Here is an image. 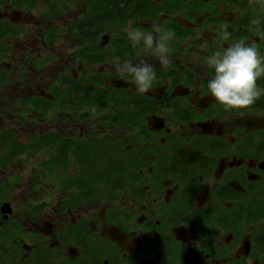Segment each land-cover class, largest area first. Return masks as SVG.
<instances>
[{
    "label": "flooded vegetation",
    "instance_id": "1",
    "mask_svg": "<svg viewBox=\"0 0 264 264\" xmlns=\"http://www.w3.org/2000/svg\"><path fill=\"white\" fill-rule=\"evenodd\" d=\"M260 5L0 0V264H264V96L226 110L206 66L240 38L264 56ZM154 23L167 66L124 31Z\"/></svg>",
    "mask_w": 264,
    "mask_h": 264
},
{
    "label": "clouds",
    "instance_id": "2",
    "mask_svg": "<svg viewBox=\"0 0 264 264\" xmlns=\"http://www.w3.org/2000/svg\"><path fill=\"white\" fill-rule=\"evenodd\" d=\"M262 15L264 5L258 7L257 17L251 21V30L264 40V31L260 28ZM124 31L127 32L133 47L143 42L144 48L151 50L162 66L170 63L169 44L175 35L174 30L162 29L154 23L155 36L153 32H144L132 27H127ZM218 35L222 41L230 40L232 34L228 31L227 24L219 26ZM206 66L214 73L207 83L208 91L226 110L248 108L264 96V89L257 84V81L264 77V56L255 42H246L240 38L228 43L227 47L221 45L219 50L207 57ZM115 70L130 74L140 93L150 90L156 79L152 66L143 61L138 65H133L130 60L116 61Z\"/></svg>",
    "mask_w": 264,
    "mask_h": 264
},
{
    "label": "rangeland",
    "instance_id": "3",
    "mask_svg": "<svg viewBox=\"0 0 264 264\" xmlns=\"http://www.w3.org/2000/svg\"><path fill=\"white\" fill-rule=\"evenodd\" d=\"M58 185V184H57ZM58 188V187H57ZM58 195H59V193H58ZM61 196V195H60ZM49 196H42L40 199L43 201V200H49Z\"/></svg>",
    "mask_w": 264,
    "mask_h": 264
}]
</instances>
